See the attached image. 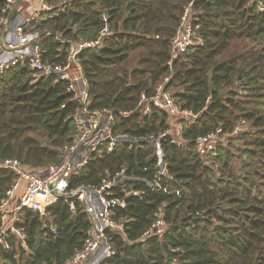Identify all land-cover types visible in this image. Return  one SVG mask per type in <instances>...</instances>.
<instances>
[{"label":"trees","instance_id":"1","mask_svg":"<svg viewBox=\"0 0 264 264\" xmlns=\"http://www.w3.org/2000/svg\"><path fill=\"white\" fill-rule=\"evenodd\" d=\"M47 2L53 10L32 30L44 61L65 66L72 45L101 39L78 55L89 111H112L114 132L124 138L115 153H96L70 178L73 190L100 187L126 169L112 192L126 202L114 211L124 233L112 234L116 255L105 264H264V0ZM191 2L198 44L173 58L172 40ZM4 7L0 0V19ZM166 78V89L192 115L180 122L178 137L161 140L168 176L155 188L159 155L147 138L173 123L165 111L143 117L137 109ZM67 87L29 66L0 77V160L34 170L62 160L77 137L78 105ZM242 121L249 129L233 136ZM220 129L228 144L216 158L200 156L197 140ZM13 177L0 171V203ZM48 212L22 213L27 240L9 234L0 264H64L84 248L90 220L83 206L71 211L61 200ZM156 214L166 230L145 237Z\"/></svg>","mask_w":264,"mask_h":264},{"label":"built area","instance_id":"2","mask_svg":"<svg viewBox=\"0 0 264 264\" xmlns=\"http://www.w3.org/2000/svg\"><path fill=\"white\" fill-rule=\"evenodd\" d=\"M22 2L28 4L26 10L19 7ZM192 8L193 2L185 10L180 27L172 40L173 58L185 54L188 49L198 44L194 27L196 18ZM52 10L47 0H5L0 19V77L12 68L29 66L39 77H55L57 82L67 83V92L72 96L71 102L78 105L73 116L77 137L74 145L65 151L58 164L42 169L26 167L18 159L0 160V171L10 172L14 176L5 198L0 203V247H9L6 241L9 234L22 243L26 242L27 233L22 218L25 210L47 216L48 210L62 200L71 211H75L76 204L80 203L90 220L89 236L84 248L64 264H105L116 255L112 234L124 233V226L115 220L114 211L125 209L126 202L113 197L112 192L126 178V169L123 168L114 177L105 179L100 187L80 186L73 190L70 187V178L74 171L86 167L96 153H115L124 138L114 132L116 117L112 111H89V87L78 55L83 49L100 46L101 39L72 45L65 66L44 61L41 47L36 44L40 35L32 30L33 24ZM169 82L170 78H166L153 97L143 96L137 111L143 117H148L154 109L165 111L173 126H176V122L189 120L192 114L182 110L166 89ZM131 114L132 112H125L122 116L128 118ZM245 127L247 123L240 122L232 135H239ZM168 135L170 132L147 138L157 148L159 155V176L154 181L155 188L160 185L162 177L168 176L161 150V140ZM225 138L227 135L221 129L200 137L196 142L197 152L202 157L216 158L219 147L225 145ZM155 217L145 237L161 236L165 232V221L160 214ZM51 230L53 235L57 234L55 228Z\"/></svg>","mask_w":264,"mask_h":264},{"label":"rangeland","instance_id":"3","mask_svg":"<svg viewBox=\"0 0 264 264\" xmlns=\"http://www.w3.org/2000/svg\"><path fill=\"white\" fill-rule=\"evenodd\" d=\"M19 7H22V9H27L28 8V4L26 3V2H22L21 4H20V6ZM25 10H24V12H25ZM177 126V127H176ZM176 126H172V128H171V130H170V133L174 136V137H178L179 136V134L181 133V128H183L182 126H183V124L182 123H180V122H176ZM249 129V125L247 126V127H245L244 129H243V131H246V130H248ZM226 144H228L227 143V138H225V145Z\"/></svg>","mask_w":264,"mask_h":264},{"label":"bare ground","instance_id":"4","mask_svg":"<svg viewBox=\"0 0 264 264\" xmlns=\"http://www.w3.org/2000/svg\"><path fill=\"white\" fill-rule=\"evenodd\" d=\"M84 186V185H83ZM79 188V187H78ZM60 202H61V200H60ZM65 203V202H64ZM57 204V203H56ZM66 204V203H65ZM49 213V212H48ZM39 214V213H38Z\"/></svg>","mask_w":264,"mask_h":264}]
</instances>
